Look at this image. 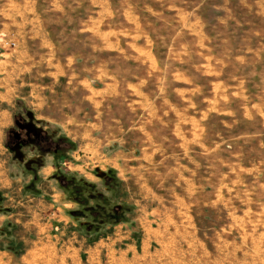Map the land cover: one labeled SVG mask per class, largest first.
Returning a JSON list of instances; mask_svg holds the SVG:
<instances>
[{"label":"crops","instance_id":"obj_1","mask_svg":"<svg viewBox=\"0 0 264 264\" xmlns=\"http://www.w3.org/2000/svg\"><path fill=\"white\" fill-rule=\"evenodd\" d=\"M118 8L119 0H91L89 4L87 0H56L48 9L56 13V19H62V27H58L62 40L48 32L51 23L39 19L32 0H25L20 9L23 19L16 24L23 33L12 37L21 41L0 58V232L7 224H15V236L25 252L18 257L0 248V264H100L97 247L110 249L116 240H126L127 252L147 255L175 247L182 240L203 241L210 230L219 239L228 240L236 228L239 235L254 229V261L264 264V104L255 103L253 111L240 110L232 118L236 111L215 109L216 95L206 99V109L192 106L190 110L177 104L183 97H175L165 111L163 97L139 90L145 84L142 78H115L114 66L109 67L103 56L109 52L128 55L129 60L150 56L147 48L127 42L131 38L129 20L116 22ZM2 25L0 34L5 37L8 23ZM87 40L94 42L90 50L95 77L117 95L127 90L129 105L138 113L132 125L117 118L104 126L99 112L88 121L89 83L81 72L86 71L83 47ZM124 40L126 45L121 46ZM40 52L44 55L39 60L36 55ZM142 64L145 66V61ZM39 66L49 73L38 89L27 74ZM56 69L63 71L61 78L54 77ZM56 80L63 83L59 101ZM102 91L107 89L95 94ZM24 111H30L34 130L41 137L45 134L42 130L49 128L47 135L58 131L76 144L68 154L71 170L98 185L100 178L87 173L83 165L97 162L116 173L138 206L132 221L140 225L142 234L136 244L131 236H121L119 229L125 224L116 227L114 236L119 238H108L110 243L88 245L74 230L76 224L69 214L76 206L58 188L60 163L55 154L41 151L37 142L24 140L27 132L17 134L18 139L14 136L18 132L16 117ZM213 119L219 123L217 128ZM241 122L254 123V144L248 145L239 129L229 136V129H237ZM40 124L45 126L41 131ZM49 145L44 147L49 149ZM65 235L72 241L68 237L62 240ZM3 237L1 233L0 244Z\"/></svg>","mask_w":264,"mask_h":264},{"label":"rangeland","instance_id":"obj_2","mask_svg":"<svg viewBox=\"0 0 264 264\" xmlns=\"http://www.w3.org/2000/svg\"><path fill=\"white\" fill-rule=\"evenodd\" d=\"M32 1L37 7L39 19L47 23L50 21L48 32L62 40L63 33L58 29L62 27L60 26L62 19H56V13L48 9L55 4L56 0ZM106 1L110 3V0ZM90 2L91 0H87L88 4ZM21 4L22 7L25 6V0H0V27H3L2 23L5 21L8 23L7 36L3 37L0 34V58L18 46L21 41L12 37L17 33H23L21 25L16 24V21L19 23V20L23 19ZM118 9L119 19L116 22L129 20L127 24H129L128 31L131 38L126 39L127 42L147 48L150 50V56L139 55L138 59L135 57L130 60L128 55H116L111 52L103 56H106L109 67L114 66L115 78L121 80L131 75L142 78L145 84L139 90H144L152 97L155 95L163 97L165 103L162 104V108L165 111L169 110L168 103L174 102L175 97H183V100H178L177 104L181 108L190 110L192 106L206 109L208 105L206 99L216 95L213 103L215 109H226L231 113L236 111L232 118L237 117L240 110L253 111L255 103L264 104V0H129L128 2L119 0ZM126 40L120 45H126ZM92 47H94L92 40L84 43L86 71H81L88 77L89 83L86 89L88 121L90 116L93 117L96 112H99V115L103 116L101 119L104 126L106 124L110 126L112 120L117 118H122L125 123L132 125V121L138 119V113L129 105L127 90H120L121 96L117 95L116 91L113 93L112 89L102 85L100 78L95 77L91 69L94 61V55L90 50ZM41 55L44 54L40 52L36 55V59L40 60ZM144 61L145 66L142 64ZM54 72L56 79L63 76L62 70L56 69ZM48 73L46 68L39 66L28 72L27 77L39 89L48 78ZM20 79L24 81L22 74ZM55 84L56 101H59L63 83L61 80H56ZM102 88L107 91L100 92V95L95 94L96 90ZM121 88L126 87L121 86ZM131 90L138 91L135 88ZM21 92L26 94L25 90ZM184 99L190 101L187 102ZM23 113L22 116L16 117L18 119L15 127L18 132L14 133L16 139L21 131L27 132L24 140L37 142L41 151L48 150L54 153L56 157L54 159L60 163L57 177L61 173H69L90 182L84 178L83 173L71 170L73 165L69 161L68 154L76 148V144L58 131L47 135V131L50 132L49 128L42 130L45 134L41 137L37 130H34L33 121L35 120L30 111ZM213 120L212 124L217 128L219 123L217 119ZM252 124L241 122L237 124V129L234 126L229 129L228 134L233 137L239 129L241 135H246L247 144H254L255 130L254 123ZM40 126H42L39 127L41 131L45 126L42 124ZM14 136L12 135L13 138ZM47 143L51 145L48 146L49 149L44 147ZM248 151L247 156L250 157V153L253 157L254 153L250 151L248 153ZM102 153L107 154L106 151ZM80 161L77 160V162ZM83 168L87 173L100 178L99 185H96L105 196L109 199L113 198V205L123 203L131 208V212L126 213V220L123 222L112 226H99L89 214L83 218L78 217L76 214L81 207L69 200L76 206V209L69 214L70 221L76 224L74 230L86 239L88 245H93L100 241L110 243L108 238L114 237L112 240L119 238L114 236V233L118 232L116 227L125 224L119 229L121 236H131L136 244L139 240L137 237L142 234L140 225L132 221L138 206L134 200H130V193L124 183L117 178L121 185L108 192L103 185V177L111 171L116 176L113 170L107 171L97 162L83 165ZM57 185L61 189L59 178ZM150 218L154 217L150 216ZM97 227L101 228V234L87 233V229ZM16 231L15 224H7L3 228L0 232L4 236L1 238L3 243L0 244V248L19 257L24 254L25 247L15 236ZM253 234L254 229L239 235L236 228V231L232 229L228 240L223 241L222 238L219 239V235L210 230L208 239L203 241L194 239L190 241V244L182 240L175 247L168 246L161 250H153L147 255L141 253L135 255L133 251L127 252L126 240H116L111 250L107 246H98L96 253L101 259L100 264H255ZM67 237L70 239L69 235H65L62 236V240H67Z\"/></svg>","mask_w":264,"mask_h":264},{"label":"trees","instance_id":"obj_3","mask_svg":"<svg viewBox=\"0 0 264 264\" xmlns=\"http://www.w3.org/2000/svg\"><path fill=\"white\" fill-rule=\"evenodd\" d=\"M60 188L68 200L76 203L81 208L77 211L78 217H86L87 214L99 226L115 225L126 220V213L131 208L123 203L113 205V198H108L98 189L96 184L78 178L76 175L61 173L58 175ZM103 185L108 192L121 184L115 174L111 171L103 177ZM121 204V205H120ZM101 228L87 229V233L101 234Z\"/></svg>","mask_w":264,"mask_h":264}]
</instances>
